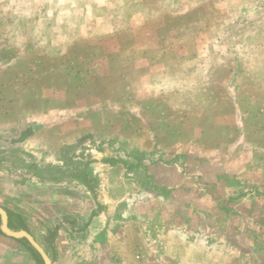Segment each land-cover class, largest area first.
I'll use <instances>...</instances> for the list:
<instances>
[{"label": "rangeland", "instance_id": "obj_1", "mask_svg": "<svg viewBox=\"0 0 264 264\" xmlns=\"http://www.w3.org/2000/svg\"><path fill=\"white\" fill-rule=\"evenodd\" d=\"M0 205L54 264H264V0H0Z\"/></svg>", "mask_w": 264, "mask_h": 264}, {"label": "water", "instance_id": "obj_2", "mask_svg": "<svg viewBox=\"0 0 264 264\" xmlns=\"http://www.w3.org/2000/svg\"><path fill=\"white\" fill-rule=\"evenodd\" d=\"M0 215L2 222L0 230L7 236L16 239H26L29 244L41 255L44 264H54L45 248L38 242L34 235L25 229H12L9 225V215L7 210L0 205Z\"/></svg>", "mask_w": 264, "mask_h": 264}, {"label": "crops", "instance_id": "obj_3", "mask_svg": "<svg viewBox=\"0 0 264 264\" xmlns=\"http://www.w3.org/2000/svg\"><path fill=\"white\" fill-rule=\"evenodd\" d=\"M1 222H2V219H1ZM0 236L6 238L8 240H10V241H7V245L0 246V251H1L0 253H3V255H6V258H7L8 262L13 261V262H16L17 263L19 260L22 261L21 258H23L21 256H20L21 258H18V251L19 250H18V247L17 246L12 245L13 244L12 242H14L15 244H19V245H21V246H23L25 248V250H22V249L20 250V251H22L23 256L26 257L27 256V252H28L29 253L28 254V260L31 262V260L33 259V261H35L36 264H38V262L33 258V256L31 255V253L27 250V248L23 244L19 243L15 238H12L10 236H7L4 233H0ZM178 251H179V253H183L182 250H178ZM47 253L50 256L51 253H49L48 251H47Z\"/></svg>", "mask_w": 264, "mask_h": 264}, {"label": "trees", "instance_id": "obj_4", "mask_svg": "<svg viewBox=\"0 0 264 264\" xmlns=\"http://www.w3.org/2000/svg\"><path fill=\"white\" fill-rule=\"evenodd\" d=\"M9 215V225L12 229H25L30 232L29 228L25 224V222L21 219L20 215H16L12 210L4 207ZM14 216L17 217V219H14ZM0 224H1V216H0ZM0 233L2 231L0 230ZM16 239V238H15ZM19 243L23 244L27 250L31 253L33 258L38 262V264H44V261L41 257V255L29 244V242L26 239H16ZM53 260H55V256L53 257Z\"/></svg>", "mask_w": 264, "mask_h": 264}]
</instances>
